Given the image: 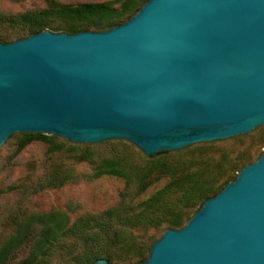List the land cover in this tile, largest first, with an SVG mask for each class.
Here are the masks:
<instances>
[{
	"label": "water",
	"instance_id": "water-1",
	"mask_svg": "<svg viewBox=\"0 0 264 264\" xmlns=\"http://www.w3.org/2000/svg\"><path fill=\"white\" fill-rule=\"evenodd\" d=\"M263 125L264 0H147L107 30L0 42V147L122 140L153 158ZM138 264H264V150Z\"/></svg>",
	"mask_w": 264,
	"mask_h": 264
},
{
	"label": "rangeland",
	"instance_id": "rangeland-1",
	"mask_svg": "<svg viewBox=\"0 0 264 264\" xmlns=\"http://www.w3.org/2000/svg\"><path fill=\"white\" fill-rule=\"evenodd\" d=\"M125 1L0 0V42H13L18 32L20 38L31 36L19 19H13L14 16L44 10L52 2L70 6L114 2V6L120 8ZM63 27V23L56 21L45 30L60 33L56 29ZM44 137L49 140L39 135L15 134L0 147V248L16 233L18 223L28 216L61 211L69 216V227L77 223L83 226L87 224L94 229L87 240L84 238L79 242L76 251H58L45 264H79L86 252L92 249L109 264H137V257H132L134 250L145 244L146 252L149 251L152 244L172 228L165 230V226L157 229L143 226L128 229L121 227L123 219L117 218V215L113 222L117 223L114 230L117 235L105 241L103 233L96 226L110 218L111 212H114V216L139 212L149 199L163 190L171 209L167 218L171 213L184 210L188 191L169 188L171 181L168 176L153 172L143 186L137 183L138 175L147 163L163 156L148 158L136 146L122 140L79 145L57 137ZM21 144L23 147L19 149ZM50 147L55 150L51 154L48 153ZM263 150L264 125L246 135L195 144L166 154L179 153L187 159H193L195 164L192 171L201 170L198 172L203 174L202 180L219 178L207 193L210 198L232 182L239 170L255 161ZM108 161L117 162L121 170L128 174L131 179L129 187L126 177L111 174L95 176ZM50 183L56 185L50 186ZM200 206L196 205L188 211L184 224ZM67 243L72 244V241ZM106 253L112 258L106 259ZM145 254L146 259L148 254ZM82 264H88L87 260Z\"/></svg>",
	"mask_w": 264,
	"mask_h": 264
},
{
	"label": "trees",
	"instance_id": "trees-1",
	"mask_svg": "<svg viewBox=\"0 0 264 264\" xmlns=\"http://www.w3.org/2000/svg\"><path fill=\"white\" fill-rule=\"evenodd\" d=\"M147 0H126L120 8L114 6V2L106 3H85L76 6L60 5L52 2L51 5L38 12H27L14 16L13 19H19L27 29L28 34L33 35L41 32L56 21L64 24L63 28L56 31L73 34L85 30L103 31L115 25L121 24L132 16ZM24 31V30H22ZM26 31V30H25ZM15 40L22 39L20 34L16 35ZM14 40V41H15ZM29 138L31 136H28ZM44 140H49L44 136H40ZM23 147L21 144L20 148ZM55 150L50 147L48 153L51 154ZM158 156L150 160L140 172L138 185L143 186L144 181L153 173L166 175L170 179L169 188L188 191L189 197L186 199L184 210L171 213L167 218L171 209L167 204L164 196L165 191L158 192L149 199L143 208L136 213L121 216L114 212L110 213V218L105 222H100L96 226L103 233L106 240L117 235L115 225V217L123 219L121 227L128 229L139 227H152L154 229L165 226L168 228H181L184 225V219L188 211L196 205L202 203L208 198V191L218 182L219 178L211 181L202 180L203 174L201 170L193 173L195 161L187 159L179 153L165 154L160 153ZM103 174H111L127 178V186L131 184L128 174L121 170L119 164L115 161H108L104 164V168H100L95 174L99 177ZM56 181V180H55ZM55 186L56 183H50ZM116 218V219H117ZM69 216L61 211H54L41 215H30L18 223L16 233L0 248V264H45L53 258L58 251L73 253L76 251L79 242L85 238L87 240L94 228L85 224H74L69 227ZM72 241V244L67 242ZM95 242V241H93ZM145 244L139 245L133 252L132 257H137L136 263L143 261L146 252ZM146 255V254H145ZM61 257V256H60ZM106 259H111V255L106 253ZM102 257L94 253V250L87 251L85 258L79 261L82 264L85 259L88 264H93Z\"/></svg>",
	"mask_w": 264,
	"mask_h": 264
}]
</instances>
